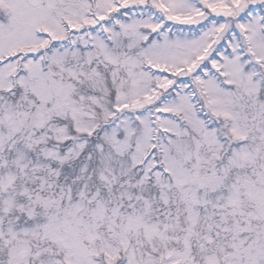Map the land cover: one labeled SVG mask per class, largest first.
Segmentation results:
<instances>
[{
    "label": "snow or ice",
    "instance_id": "6c2138e0",
    "mask_svg": "<svg viewBox=\"0 0 264 264\" xmlns=\"http://www.w3.org/2000/svg\"><path fill=\"white\" fill-rule=\"evenodd\" d=\"M0 264H264V0H0Z\"/></svg>",
    "mask_w": 264,
    "mask_h": 264
}]
</instances>
